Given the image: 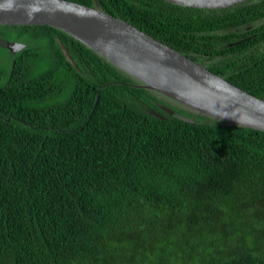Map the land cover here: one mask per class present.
<instances>
[{
  "label": "trees",
  "instance_id": "trees-1",
  "mask_svg": "<svg viewBox=\"0 0 264 264\" xmlns=\"http://www.w3.org/2000/svg\"><path fill=\"white\" fill-rule=\"evenodd\" d=\"M69 1L264 100V0ZM0 40L24 44L0 75V264H264V131L179 104L62 29L0 25Z\"/></svg>",
  "mask_w": 264,
  "mask_h": 264
},
{
  "label": "water",
  "instance_id": "water-1",
  "mask_svg": "<svg viewBox=\"0 0 264 264\" xmlns=\"http://www.w3.org/2000/svg\"><path fill=\"white\" fill-rule=\"evenodd\" d=\"M165 1L192 8L221 9L246 0ZM0 25L62 29L146 87L179 104L224 122L264 131V100L129 22L96 7L69 0H0ZM59 46L75 66L61 42ZM6 47L16 52L24 45L15 41L6 42ZM162 108L168 113L174 112L167 106Z\"/></svg>",
  "mask_w": 264,
  "mask_h": 264
},
{
  "label": "rangeland",
  "instance_id": "rangeland-1",
  "mask_svg": "<svg viewBox=\"0 0 264 264\" xmlns=\"http://www.w3.org/2000/svg\"><path fill=\"white\" fill-rule=\"evenodd\" d=\"M7 35H14V33L7 32ZM20 43L23 44L22 42ZM11 57L10 51L7 49L6 45L4 46V44L0 41V75H4L5 71L8 69Z\"/></svg>",
  "mask_w": 264,
  "mask_h": 264
},
{
  "label": "flooded vegetation",
  "instance_id": "flooded-vegetation-1",
  "mask_svg": "<svg viewBox=\"0 0 264 264\" xmlns=\"http://www.w3.org/2000/svg\"><path fill=\"white\" fill-rule=\"evenodd\" d=\"M0 41H2V40H0ZM6 42H8V41H6ZM9 42H15V41H9ZM18 42V41H17ZM20 43V42H19ZM4 44V43H3ZM5 45H6V43H5ZM21 50V49H20ZM20 50H17L16 52H10V53H12V54H16L17 52H19Z\"/></svg>",
  "mask_w": 264,
  "mask_h": 264
},
{
  "label": "clouds",
  "instance_id": "clouds-1",
  "mask_svg": "<svg viewBox=\"0 0 264 264\" xmlns=\"http://www.w3.org/2000/svg\"><path fill=\"white\" fill-rule=\"evenodd\" d=\"M9 67V66H8Z\"/></svg>",
  "mask_w": 264,
  "mask_h": 264
}]
</instances>
